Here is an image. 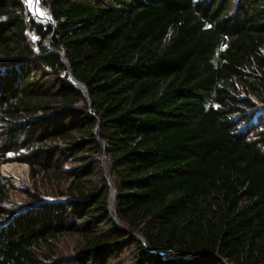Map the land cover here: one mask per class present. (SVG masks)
<instances>
[{"label": "trees", "instance_id": "obj_1", "mask_svg": "<svg viewBox=\"0 0 264 264\" xmlns=\"http://www.w3.org/2000/svg\"><path fill=\"white\" fill-rule=\"evenodd\" d=\"M40 3L0 0V165L50 198L0 172V264H264V0Z\"/></svg>", "mask_w": 264, "mask_h": 264}, {"label": "rangeland", "instance_id": "obj_2", "mask_svg": "<svg viewBox=\"0 0 264 264\" xmlns=\"http://www.w3.org/2000/svg\"><path fill=\"white\" fill-rule=\"evenodd\" d=\"M39 1L40 0H37V3ZM33 2H34L33 0H30V1L24 0V3L26 5L29 13L38 21L43 22L42 20L39 19V17L42 18L41 14H37L38 15L37 16L34 13V11L32 10ZM33 39H35V38H33ZM49 43H50V40H49ZM258 104H260V103H258ZM8 164H15L18 167H20V168H18V167L15 168V175L17 176V178L10 176L9 174H6V172L4 171L3 166L8 165ZM24 166L27 167L28 172H29L27 175V180H22L24 177H26V171H25ZM0 172L4 177L9 179L15 187V189L11 193V199L13 200V203L15 205L19 206V205L25 204L28 201V193L29 192L36 193L37 191H39V192L43 193L42 195L44 197H46V199H50L49 197H47V194L44 193L45 185L43 184V180L41 178L37 179V180L33 179L30 176L29 167L26 163L18 162V161L3 163L2 165H0ZM74 246H75V240L73 238H65L57 244L58 251H59L60 255H62V256L71 255L72 252L74 251Z\"/></svg>", "mask_w": 264, "mask_h": 264}, {"label": "water", "instance_id": "obj_3", "mask_svg": "<svg viewBox=\"0 0 264 264\" xmlns=\"http://www.w3.org/2000/svg\"><path fill=\"white\" fill-rule=\"evenodd\" d=\"M37 2V0H35ZM47 23L51 24V25H55V21L54 19L52 18L51 15L48 16V20L46 21ZM45 45L47 48H50V43H49V39L45 41ZM61 55H63L62 52H60ZM66 60V59H65ZM69 78L71 79V81L76 84L81 90H83L84 92H86L85 90V86L79 81L77 80L73 74L71 72H69ZM106 145V143H104ZM29 173V172H28ZM108 181H109V184H110V187H111V191H110V196H109V201H110V209L113 210V215L112 217L114 218L115 221H117L118 223L119 222V219L117 217V213H116V209H115V199H116V188L112 182V180L110 178H108ZM139 238L142 240V242L145 243V239L142 237V236H139ZM164 255L166 256H172L170 253H165Z\"/></svg>", "mask_w": 264, "mask_h": 264}, {"label": "bare ground", "instance_id": "obj_4", "mask_svg": "<svg viewBox=\"0 0 264 264\" xmlns=\"http://www.w3.org/2000/svg\"><path fill=\"white\" fill-rule=\"evenodd\" d=\"M33 1L34 2H33L32 10L34 11V13L36 15L37 14H41L42 18H40V17L39 18L42 19V20H44V21H47L49 14L44 10V8L42 7L40 1L38 3L35 0H33ZM16 167H18V166L15 165V164H8V165L3 166V169L6 172V174H9L10 176H13V177L17 178V176L15 175V168ZM18 168H20V167H18ZM24 168H25V171H26V177H24L22 180H27L28 169L25 166H24Z\"/></svg>", "mask_w": 264, "mask_h": 264}]
</instances>
